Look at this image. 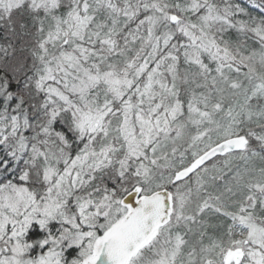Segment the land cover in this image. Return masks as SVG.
<instances>
[{"label": "snow or ice", "instance_id": "1", "mask_svg": "<svg viewBox=\"0 0 264 264\" xmlns=\"http://www.w3.org/2000/svg\"><path fill=\"white\" fill-rule=\"evenodd\" d=\"M0 264H264V0H0Z\"/></svg>", "mask_w": 264, "mask_h": 264}]
</instances>
